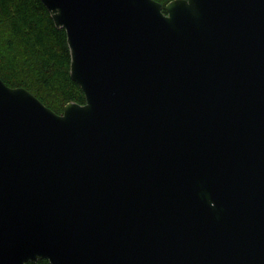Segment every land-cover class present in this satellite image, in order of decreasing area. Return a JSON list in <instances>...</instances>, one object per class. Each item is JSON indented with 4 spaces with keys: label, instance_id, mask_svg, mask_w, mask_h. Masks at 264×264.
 I'll use <instances>...</instances> for the list:
<instances>
[{
    "label": "water",
    "instance_id": "95a60500",
    "mask_svg": "<svg viewBox=\"0 0 264 264\" xmlns=\"http://www.w3.org/2000/svg\"><path fill=\"white\" fill-rule=\"evenodd\" d=\"M86 103L0 79V264H264V0H41Z\"/></svg>",
    "mask_w": 264,
    "mask_h": 264
},
{
    "label": "trees",
    "instance_id": "16d2710c",
    "mask_svg": "<svg viewBox=\"0 0 264 264\" xmlns=\"http://www.w3.org/2000/svg\"><path fill=\"white\" fill-rule=\"evenodd\" d=\"M163 8L173 0H155ZM71 54L64 29L56 27L41 0H0V79L28 90L46 107L62 114L86 97L71 78ZM50 264L48 260L36 263Z\"/></svg>",
    "mask_w": 264,
    "mask_h": 264
}]
</instances>
